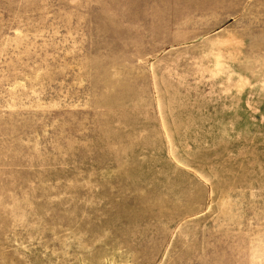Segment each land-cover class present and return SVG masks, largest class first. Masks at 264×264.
Segmentation results:
<instances>
[{
    "label": "rangeland",
    "instance_id": "374dc122",
    "mask_svg": "<svg viewBox=\"0 0 264 264\" xmlns=\"http://www.w3.org/2000/svg\"><path fill=\"white\" fill-rule=\"evenodd\" d=\"M0 264H264V0H0Z\"/></svg>",
    "mask_w": 264,
    "mask_h": 264
}]
</instances>
